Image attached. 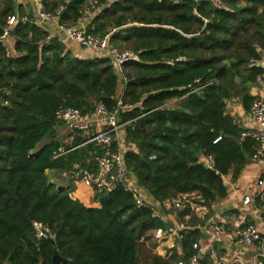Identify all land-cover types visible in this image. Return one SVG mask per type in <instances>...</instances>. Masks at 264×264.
<instances>
[{
    "label": "trees",
    "instance_id": "obj_1",
    "mask_svg": "<svg viewBox=\"0 0 264 264\" xmlns=\"http://www.w3.org/2000/svg\"><path fill=\"white\" fill-rule=\"evenodd\" d=\"M224 2L232 10L209 0H42L49 12L63 8L60 23L138 54L124 65V83L111 57L78 53L16 0H0L1 35L9 16L29 17L8 31L17 55L0 43V264H53L56 252L62 264H177L196 252L198 226L209 217L198 211L228 195L225 175L240 173L257 145L242 138L246 129L228 106L240 101L249 110L256 97L264 0ZM119 100L125 166L148 195L146 205L120 187L96 193L99 206L90 207L50 172L91 167L103 150L82 131L61 136L67 125L56 111L71 106L91 114L98 103L113 111ZM157 208L187 227L166 256L156 252L154 233L168 227ZM38 224L53 237L39 238Z\"/></svg>",
    "mask_w": 264,
    "mask_h": 264
},
{
    "label": "built area",
    "instance_id": "obj_2",
    "mask_svg": "<svg viewBox=\"0 0 264 264\" xmlns=\"http://www.w3.org/2000/svg\"><path fill=\"white\" fill-rule=\"evenodd\" d=\"M216 8L221 10H232L224 0H209ZM63 8H60L57 13H52L46 10L41 2L35 10V19L33 21L39 25L46 23H54L58 29V37L63 40H71L79 45L111 57L117 71L122 75L124 65L133 60H139V56L132 50H122L110 43L109 37H99L89 34L84 27L78 25H66L59 22V14ZM21 20L26 22L28 16H19L14 14L9 16L7 20V28L4 34H0V43L7 46L9 38V28L16 21ZM8 55H12L7 46ZM259 64L260 61L254 62ZM123 76V75H122ZM126 79L123 76V82ZM258 81L264 85V73L258 77ZM122 101L119 100L116 108L110 111L105 104H96L95 110L91 114H85L81 109L71 106H60L56 111L58 120L65 122L69 129L79 130L88 135L86 142H96L102 148V153L95 154L92 157L91 167L76 166L71 172L70 177L74 182L82 183L92 188L96 193L109 192L118 188H123L128 192L135 194V202L139 207L146 205V195L143 189L138 185L135 178L127 170L124 162V152L120 146V132L124 123L120 121V109L123 108ZM249 118L255 121L258 125L257 130H245L242 138L252 137L256 140V151L253 159L259 163H264V96L257 95L252 101L249 111ZM65 153L61 149L55 155L58 157ZM208 166L212 167L213 160L211 157L206 159ZM256 185L261 192L264 200V174L256 178ZM253 202L250 195L244 197L243 203L248 205ZM175 207L183 209L184 205L180 201L173 202ZM158 215V212H157ZM261 221L264 223V216H261ZM187 227L182 223L180 230ZM204 237L211 241V244L218 240L229 241L233 244L255 249L254 264H264V228L257 224H249L244 227H233L227 222L207 221L203 225H199ZM37 236L39 238H51L52 232L50 228L43 224H38ZM175 231L174 228H159L155 231L154 237L160 243L169 234ZM182 238L181 233H178V239ZM203 245L200 240L194 243L193 248L196 252L189 257L188 260L180 259L177 264H205L204 259L207 254L216 258L217 253L213 250L212 245ZM259 260H258V259ZM217 264H222L219 260ZM228 264V263H227ZM229 264H248L245 257L234 258Z\"/></svg>",
    "mask_w": 264,
    "mask_h": 264
},
{
    "label": "crops",
    "instance_id": "obj_3",
    "mask_svg": "<svg viewBox=\"0 0 264 264\" xmlns=\"http://www.w3.org/2000/svg\"><path fill=\"white\" fill-rule=\"evenodd\" d=\"M41 2L42 0H16V5L18 8L20 7L27 13H30L32 16L31 18L35 19L36 7ZM41 25L48 27L54 35L59 34L57 26L54 23ZM66 41L75 47L78 53L84 56L98 54V52L93 50L81 48L76 42L71 40ZM7 46L12 55H17L14 38L9 36L7 39ZM260 65L264 67V51L262 59L260 60ZM258 84L259 87H254L252 92L255 96H264V85L260 82H258ZM228 107L230 113L236 117L237 122L241 127L251 131L257 130V123L249 118V110H246L240 101H233ZM50 174L55 183L65 185V187L72 186V197L74 199H78L90 207L99 206L95 201L96 192L82 183L74 182L70 177V173L68 174L67 183H63L61 180L62 178L59 176V174H61V176L64 175L62 172L51 171ZM263 174L264 163L257 162L253 157L248 159L246 166L240 171V173L235 174L231 171L229 174L225 175L224 179L228 187V195L224 199L218 201L211 211L207 208H200L198 214L200 216L209 215L208 221L227 222L233 227H244L249 224H257L261 228H264V223L261 221V216H264V200L256 185V178ZM145 195L148 197L146 193ZM246 195H250L253 198V202L248 205L243 203ZM157 210L158 214L162 216L168 227L175 229L173 233L169 234L157 245L156 252L159 255L166 256L167 254L172 253L171 251H173L174 248H179L180 240L178 239V233L182 232L180 230L182 222L178 219L176 213H163L161 208H157ZM199 240L203 245L211 244V241L204 237L203 234ZM211 245L213 250L217 253V257L214 258L207 254L204 259L205 264H217L218 260L222 264H229L234 258L241 257H245L248 264H254L256 260L255 249L253 248L248 249L225 240L215 241Z\"/></svg>",
    "mask_w": 264,
    "mask_h": 264
},
{
    "label": "rangeland",
    "instance_id": "obj_4",
    "mask_svg": "<svg viewBox=\"0 0 264 264\" xmlns=\"http://www.w3.org/2000/svg\"><path fill=\"white\" fill-rule=\"evenodd\" d=\"M130 50V49H129ZM176 104V101L175 100H172L168 103L169 106H174ZM59 133L61 136H64V135H67L69 133V128L65 125H62L60 128H59ZM43 143L40 144V146H42ZM64 174L63 176H61V174H59L60 178H62V182L63 183H67V180H68V174L69 173H62ZM57 184V183H56ZM59 186H64L65 185H61V184H57ZM148 246H152L153 242L149 241L148 243ZM141 255V258H142V262H146L148 260V257H149V254L147 253V251L145 249H143L140 253Z\"/></svg>",
    "mask_w": 264,
    "mask_h": 264
},
{
    "label": "water",
    "instance_id": "obj_5",
    "mask_svg": "<svg viewBox=\"0 0 264 264\" xmlns=\"http://www.w3.org/2000/svg\"><path fill=\"white\" fill-rule=\"evenodd\" d=\"M259 65V64H258ZM208 167V166H207ZM210 170L216 172L215 170H213L212 168L208 167ZM64 261V257L61 256L58 252L55 253L54 257H53V264H62Z\"/></svg>",
    "mask_w": 264,
    "mask_h": 264
}]
</instances>
